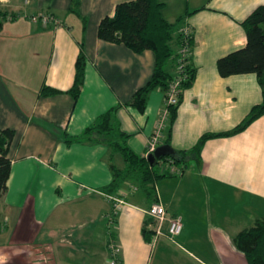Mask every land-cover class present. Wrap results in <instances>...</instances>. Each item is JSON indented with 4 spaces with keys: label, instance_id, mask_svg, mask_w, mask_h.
Wrapping results in <instances>:
<instances>
[{
    "label": "crops",
    "instance_id": "0c3cea01",
    "mask_svg": "<svg viewBox=\"0 0 264 264\" xmlns=\"http://www.w3.org/2000/svg\"><path fill=\"white\" fill-rule=\"evenodd\" d=\"M121 1L78 0L77 14L72 0H0V129L13 130L0 197V264H108L110 240L118 264H248L233 238L264 218V113L241 131L192 149L203 134L233 128L262 100L255 73L221 76L216 60L245 44L240 22L264 0H160L167 20L180 17L177 31H192L188 62L195 76L181 93L168 141L189 151L184 170L160 177L154 200L130 181L103 192L112 177L108 145L64 140L117 106L127 145L146 153L164 91L151 89L143 111L126 102L150 78L154 53L97 36L99 20ZM41 12L55 14L60 24L28 18ZM80 50L84 76L74 99L66 90ZM174 68L172 59L168 69ZM44 85L59 92L41 94ZM117 154L113 162L123 167ZM156 201L167 215L181 216L174 241L167 220L154 232L146 209Z\"/></svg>",
    "mask_w": 264,
    "mask_h": 264
},
{
    "label": "trees",
    "instance_id": "16d2710c",
    "mask_svg": "<svg viewBox=\"0 0 264 264\" xmlns=\"http://www.w3.org/2000/svg\"><path fill=\"white\" fill-rule=\"evenodd\" d=\"M164 3L160 0H126L118 2L112 15L103 16L97 26V36L100 39L123 43L135 52L150 49L155 61L152 74L144 85L139 87L126 102L139 111L146 105L148 92L156 87L164 92L170 82L176 77L177 51L182 44V33L176 30L180 17L174 21L167 20L162 14ZM70 10L78 14V0H72ZM83 23L85 18L82 17ZM246 35L245 44L218 57L216 67L221 76L252 72L262 88V100L252 105L245 118L233 128L216 133L203 134L192 152L198 151V145L207 138L224 136L244 129L253 119L264 113V3L256 6L241 22ZM177 42V49L174 43ZM189 49L192 47V36L187 40ZM190 53V51H189ZM189 56V55H188ZM174 60V72L168 69V63ZM184 78L181 79L179 99L184 88L189 86L195 76V68L188 62L184 67ZM84 56L80 50L75 61L74 80L69 92L77 98L83 83ZM41 94H54L58 89L44 85ZM178 103L169 106V119L166 127L164 143L169 141L170 125L176 115ZM117 106H112L100 113L96 119L86 126L79 135H64L69 143L73 140H97L110 148L108 157L111 180L101 187L105 193H115L124 181H130L138 186L147 197L154 200L155 182L166 174L158 168V160L150 164L145 155L134 152L126 143L128 135L120 129L116 116ZM13 136L10 128L0 129V197L7 189V178L10 171V159L7 155L8 146ZM177 151L178 156L170 157L177 164L184 166L189 151ZM122 155L124 166L119 167L113 162V153ZM169 156H164L165 159ZM235 247L241 251L248 264H264V218L255 219L249 226L241 229L233 238Z\"/></svg>",
    "mask_w": 264,
    "mask_h": 264
},
{
    "label": "built area",
    "instance_id": "2783aa9c",
    "mask_svg": "<svg viewBox=\"0 0 264 264\" xmlns=\"http://www.w3.org/2000/svg\"><path fill=\"white\" fill-rule=\"evenodd\" d=\"M28 18L33 22H39L42 25H59L60 19L51 12H41L33 13L28 16ZM182 33L183 41L177 51L176 58V77L170 82L168 89L164 92L163 106L160 110L158 120L156 125L151 133L147 145L145 157L148 153L152 152L163 140L165 136V130L168 124L169 119V106L175 105L178 103L180 88L179 84L182 78H184V67L187 64V57L189 55V46L187 40L191 37L192 31L188 26H183L179 29ZM158 167L161 172H164L167 175H180L184 170V166L177 164L170 157L165 159H158ZM119 202L118 198H115ZM146 213L156 221V226L154 232L159 234L161 233V223L164 220L168 221L167 226V236L171 240H175L176 235H178L182 229V219L180 215H167L166 208L158 201L153 202L146 209ZM109 251L110 259L108 264H118V246L114 240L109 241Z\"/></svg>",
    "mask_w": 264,
    "mask_h": 264
},
{
    "label": "water",
    "instance_id": "95a60500",
    "mask_svg": "<svg viewBox=\"0 0 264 264\" xmlns=\"http://www.w3.org/2000/svg\"><path fill=\"white\" fill-rule=\"evenodd\" d=\"M164 156L175 157L178 156L177 151L173 149L170 144L162 143L159 144L152 152L146 155L147 160L150 164H154L158 159Z\"/></svg>",
    "mask_w": 264,
    "mask_h": 264
},
{
    "label": "rangeland",
    "instance_id": "374dc122",
    "mask_svg": "<svg viewBox=\"0 0 264 264\" xmlns=\"http://www.w3.org/2000/svg\"><path fill=\"white\" fill-rule=\"evenodd\" d=\"M121 161H122L121 155L117 154V158H116L115 162H121ZM159 170H160V168H159Z\"/></svg>",
    "mask_w": 264,
    "mask_h": 264
}]
</instances>
